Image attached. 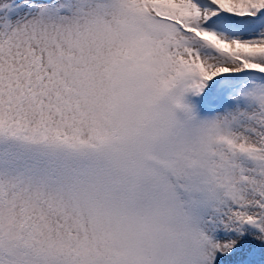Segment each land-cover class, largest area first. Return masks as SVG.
<instances>
[{"label": "snow or ice", "instance_id": "obj_1", "mask_svg": "<svg viewBox=\"0 0 264 264\" xmlns=\"http://www.w3.org/2000/svg\"><path fill=\"white\" fill-rule=\"evenodd\" d=\"M0 264H264V0H0Z\"/></svg>", "mask_w": 264, "mask_h": 264}]
</instances>
